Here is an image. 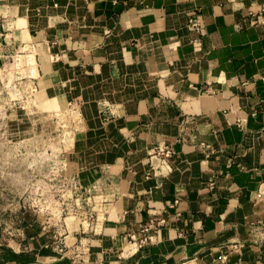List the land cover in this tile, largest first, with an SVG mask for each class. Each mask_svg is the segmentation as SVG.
<instances>
[{"label":"crops","instance_id":"1","mask_svg":"<svg viewBox=\"0 0 264 264\" xmlns=\"http://www.w3.org/2000/svg\"><path fill=\"white\" fill-rule=\"evenodd\" d=\"M0 13L38 52L41 96L81 116L70 213L8 216L0 264H264V0H0Z\"/></svg>","mask_w":264,"mask_h":264},{"label":"rangeland","instance_id":"2","mask_svg":"<svg viewBox=\"0 0 264 264\" xmlns=\"http://www.w3.org/2000/svg\"><path fill=\"white\" fill-rule=\"evenodd\" d=\"M1 14L0 216L5 217L0 235L9 239L15 222L8 216L40 214L47 225H61L70 213L69 203L78 196L67 154L81 129V116L76 105L57 107L41 96L38 52L8 36Z\"/></svg>","mask_w":264,"mask_h":264},{"label":"built area","instance_id":"3","mask_svg":"<svg viewBox=\"0 0 264 264\" xmlns=\"http://www.w3.org/2000/svg\"><path fill=\"white\" fill-rule=\"evenodd\" d=\"M190 27L197 31L199 34L203 32V23L200 15H196L195 17L190 19L189 22ZM174 154V150L168 146H165L163 149H159L157 152H155L154 156L155 157H162V160H166L172 157ZM158 225L154 221H150L148 224H145L142 229H141V234L142 238L139 242V246L142 248L148 244V238H147V233L150 231H158ZM131 239L134 240L133 236Z\"/></svg>","mask_w":264,"mask_h":264}]
</instances>
